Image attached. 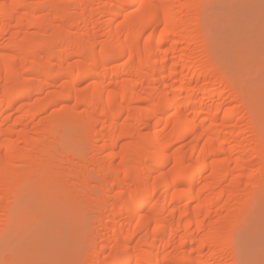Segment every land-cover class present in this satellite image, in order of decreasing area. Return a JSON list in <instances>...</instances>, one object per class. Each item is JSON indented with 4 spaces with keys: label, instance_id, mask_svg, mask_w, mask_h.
<instances>
[{
    "label": "bare ground",
    "instance_id": "bare-ground-1",
    "mask_svg": "<svg viewBox=\"0 0 264 264\" xmlns=\"http://www.w3.org/2000/svg\"><path fill=\"white\" fill-rule=\"evenodd\" d=\"M204 1L0 0V214L8 226L28 195L47 181L60 187L62 174L76 181L62 199L88 194L86 155L74 163L65 141L75 128L103 163L94 171L105 182L97 208L116 218L110 234L100 220L99 240L88 235L83 264L234 259L231 234L264 183V136L203 36ZM108 185L117 187L110 209Z\"/></svg>",
    "mask_w": 264,
    "mask_h": 264
},
{
    "label": "rangeland",
    "instance_id": "rangeland-1",
    "mask_svg": "<svg viewBox=\"0 0 264 264\" xmlns=\"http://www.w3.org/2000/svg\"><path fill=\"white\" fill-rule=\"evenodd\" d=\"M201 14L203 36L212 52L214 51V58L221 61L219 64H222L223 73H226V77L232 81L233 87L236 86L235 92L238 94L240 92V95L243 96L242 99L244 101L246 99V103L250 104L248 106L252 108V111H255L253 113L257 114L254 116L259 119H257L258 126L264 136V0H205ZM88 83L89 80L85 81L82 87L85 88ZM34 97L36 99L37 95L33 94L31 98L34 99ZM62 106L64 104L60 103V105L52 107L46 115H40L39 119L49 116L54 110H60ZM232 106H240V103L235 101ZM145 123L146 121L142 124ZM245 123L246 121L243 122V124ZM36 127V123H33L29 129L34 130ZM163 128L164 125L154 126L152 130ZM73 129L75 132L72 131L75 134L73 136H76L78 130ZM68 135L70 137V134ZM64 136L65 134H63ZM73 136L71 139L65 137L69 140L63 138L68 141L67 144H64L69 147L70 141L71 147L74 146V163L78 162L80 154L86 155L81 169L93 177H91L92 188L80 199H71V197L66 198L67 200L62 199L63 195L71 194L76 186V181L65 173L57 177L62 180L61 186L58 188H56L57 184L53 183L55 180L47 181L48 184L46 181L42 182L46 184V188H43L46 189V193L42 190L45 195L49 194L48 196L38 189L39 191L35 190L37 195L32 196L36 193L28 195L26 203L22 200L23 204H20V207H26L21 211L20 208L16 209L17 213L21 212L18 218L16 211L13 214L18 219L16 222L12 220V224L8 226L11 223L7 219L8 214L1 213L0 264H83L91 249L86 245L85 240L89 236L90 238L94 237L95 241L99 240L97 239L98 235L93 236V233L96 232L95 228L100 220L107 221L109 230L104 232L107 235L111 233L110 229L116 218L108 221L104 215L105 209L97 208L102 186L105 184L94 172L103 164L99 160L101 156L95 151H91L90 147L80 146L83 140L79 141L77 138L80 139V137ZM68 147L67 152L71 149ZM177 148L175 147L173 151ZM63 155H65L64 152L59 155L60 158ZM253 159L256 163L261 162L259 158L254 157ZM106 162H110V159H106ZM259 167V165L255 167L256 174ZM259 183L261 184L259 187L258 184L251 187L256 196L253 197L254 200H246L247 206L244 209L246 211L242 216L240 215L241 218L237 222L236 229L234 228L231 234L235 254L234 259H230L228 264H264V183ZM40 185H38L39 188H42L43 186L40 187ZM31 186L28 191L32 192L35 185ZM108 186L110 190L105 192V195L109 204L106 207L110 209L111 204L115 202L117 187ZM54 187L55 189H53ZM252 190L250 191L252 192ZM23 193L27 195V191ZM23 193L22 195H24ZM25 195L24 198H26ZM251 197L249 196V198ZM20 198L18 201L21 200ZM16 203L14 204L16 205ZM2 205L5 206L6 202L4 201ZM14 208L18 207L14 206ZM150 209L147 207L143 212L147 213ZM15 217L13 218L16 220ZM122 218H125V215ZM126 227L125 224L123 228Z\"/></svg>",
    "mask_w": 264,
    "mask_h": 264
}]
</instances>
